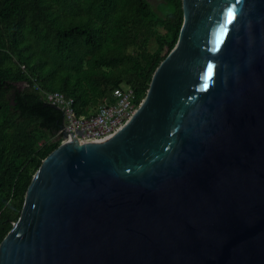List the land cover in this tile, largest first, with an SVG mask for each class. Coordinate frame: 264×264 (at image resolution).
<instances>
[{"label":"water","instance_id":"1","mask_svg":"<svg viewBox=\"0 0 264 264\" xmlns=\"http://www.w3.org/2000/svg\"><path fill=\"white\" fill-rule=\"evenodd\" d=\"M180 1L134 113L41 160L0 264H264V0Z\"/></svg>","mask_w":264,"mask_h":264},{"label":"trees","instance_id":"2","mask_svg":"<svg viewBox=\"0 0 264 264\" xmlns=\"http://www.w3.org/2000/svg\"><path fill=\"white\" fill-rule=\"evenodd\" d=\"M153 4L0 0V241L18 218L41 160L60 143L63 113L45 92L72 96L77 113L113 101L121 84L137 99L145 96L182 23L180 0Z\"/></svg>","mask_w":264,"mask_h":264},{"label":"built area","instance_id":"3","mask_svg":"<svg viewBox=\"0 0 264 264\" xmlns=\"http://www.w3.org/2000/svg\"><path fill=\"white\" fill-rule=\"evenodd\" d=\"M112 95L113 101L102 102L89 113H77L72 96L60 90L45 92V100L63 113V124L57 130L60 142L73 138L98 141L120 128L134 113L141 99H137L134 89L127 84L116 86Z\"/></svg>","mask_w":264,"mask_h":264},{"label":"rangeland","instance_id":"4","mask_svg":"<svg viewBox=\"0 0 264 264\" xmlns=\"http://www.w3.org/2000/svg\"><path fill=\"white\" fill-rule=\"evenodd\" d=\"M151 2V5L153 6V8H155L153 2H156V0H149ZM161 31H164V29L162 27L159 28ZM155 47L154 41L151 40L150 41V49H153ZM125 85V84H124ZM101 103V102H100ZM99 103L94 105L92 108H90L92 111L95 110L98 107Z\"/></svg>","mask_w":264,"mask_h":264},{"label":"snow or ice","instance_id":"5","mask_svg":"<svg viewBox=\"0 0 264 264\" xmlns=\"http://www.w3.org/2000/svg\"><path fill=\"white\" fill-rule=\"evenodd\" d=\"M232 16H233V13L231 11H229V13H228L229 22L231 21ZM211 72H212V66L209 65L208 76H211ZM205 87H207V84H205Z\"/></svg>","mask_w":264,"mask_h":264}]
</instances>
